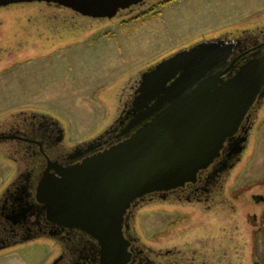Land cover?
Wrapping results in <instances>:
<instances>
[{"label": "flooded vegetation", "instance_id": "obj_1", "mask_svg": "<svg viewBox=\"0 0 264 264\" xmlns=\"http://www.w3.org/2000/svg\"><path fill=\"white\" fill-rule=\"evenodd\" d=\"M176 1L181 0H139L119 10L110 20L126 21ZM24 4L34 12L26 21L13 22L17 27L10 37L0 35V61L9 54L34 51L39 44L49 48L52 40L61 41L68 30L81 31L84 20H108L84 16L54 2L11 4L0 10ZM1 23L0 20V27ZM217 39L233 44L230 57L236 59L237 65L255 53L264 54V25ZM43 54L26 53L23 61ZM140 74L129 91L123 89L119 95L118 112L112 121L87 140L69 142L58 120L34 109L17 110L0 121V135L6 137L0 139V158L7 157L12 162V172L0 192V249L22 243L41 244L37 241L42 240L52 249L45 264H114L110 257L105 258L101 240L83 228L54 223L37 210H29L16 221L7 217L13 199L30 203L44 199L37 197L36 192L45 170L57 175L59 168L72 166L116 142V135L127 123L126 111ZM260 148L263 158L256 162V172L264 168V90L246 112L234 136L224 142L218 156L206 168L198 171L194 181L148 193L131 204L121 224V264H264V173L256 180L237 183L247 162L255 156L261 158ZM152 209L169 214L172 221L167 222L164 230L146 237L141 215L151 213Z\"/></svg>", "mask_w": 264, "mask_h": 264}, {"label": "water", "instance_id": "obj_2", "mask_svg": "<svg viewBox=\"0 0 264 264\" xmlns=\"http://www.w3.org/2000/svg\"><path fill=\"white\" fill-rule=\"evenodd\" d=\"M35 1L111 19L139 0H0V7ZM232 51V43L204 40L148 67L116 142L57 175L45 170L36 192L44 199H13L7 218L37 210L54 223L83 228L101 240L106 259L121 264V224L131 204L194 181L263 92L264 54L237 65Z\"/></svg>", "mask_w": 264, "mask_h": 264}, {"label": "rangeland", "instance_id": "obj_3", "mask_svg": "<svg viewBox=\"0 0 264 264\" xmlns=\"http://www.w3.org/2000/svg\"><path fill=\"white\" fill-rule=\"evenodd\" d=\"M31 12L32 7L25 4L0 10V35L10 37L17 27L13 22L26 21ZM262 25L264 0H181L126 21L84 20L81 31L68 30L61 41L48 42L49 48L39 44L34 51L9 54L0 61V70L9 68L0 72V121L17 110L34 109L58 120L69 142L87 140L112 121L122 90L129 91L146 68L201 41ZM30 52L45 54L23 61ZM18 60L21 64L10 68ZM262 151L260 148L259 160L255 156L247 162L238 184L263 175L264 168L256 172ZM11 163L7 157L0 158V192L12 172ZM170 219L169 214L153 209L143 213L144 235L164 230ZM42 242L2 248L0 253L20 247L29 263L45 264L52 249Z\"/></svg>", "mask_w": 264, "mask_h": 264}, {"label": "crops", "instance_id": "obj_4", "mask_svg": "<svg viewBox=\"0 0 264 264\" xmlns=\"http://www.w3.org/2000/svg\"><path fill=\"white\" fill-rule=\"evenodd\" d=\"M20 250H21L20 247L19 248L15 247V249L0 253V264H34V263H29L27 258L21 255Z\"/></svg>", "mask_w": 264, "mask_h": 264}, {"label": "trees", "instance_id": "obj_5", "mask_svg": "<svg viewBox=\"0 0 264 264\" xmlns=\"http://www.w3.org/2000/svg\"><path fill=\"white\" fill-rule=\"evenodd\" d=\"M138 17V16H137ZM134 18H136V17H134Z\"/></svg>", "mask_w": 264, "mask_h": 264}]
</instances>
